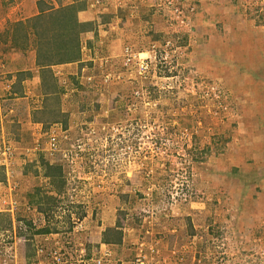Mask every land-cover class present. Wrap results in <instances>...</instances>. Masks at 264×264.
Here are the masks:
<instances>
[{
  "label": "rangeland",
  "instance_id": "1",
  "mask_svg": "<svg viewBox=\"0 0 264 264\" xmlns=\"http://www.w3.org/2000/svg\"><path fill=\"white\" fill-rule=\"evenodd\" d=\"M25 1L42 19L18 23L17 0H0V64L14 59L0 129L15 147L9 180L0 167V264H264V0H84L78 74H49L33 113V91L12 87L4 112L3 77L31 67L7 47L31 50L34 25L53 48L51 6L75 3ZM110 228L121 244L104 243Z\"/></svg>",
  "mask_w": 264,
  "mask_h": 264
},
{
  "label": "crops",
  "instance_id": "2",
  "mask_svg": "<svg viewBox=\"0 0 264 264\" xmlns=\"http://www.w3.org/2000/svg\"><path fill=\"white\" fill-rule=\"evenodd\" d=\"M73 4V3H72ZM57 7L55 6H51L53 8V10H57L59 9V5L58 4H55ZM71 5V4H70ZM36 6L33 4V6H30L27 1H23L22 0H17V6L13 8V11L14 12H17V16L19 15L18 14V11L21 13L20 14V17L16 18L15 20L19 23V22H28V21H32L34 20L35 17L37 16H40L42 15L40 12L38 11H35ZM51 10V11H53ZM85 12H83L84 14ZM16 16V17H17ZM79 17H81V14L79 15ZM11 21L13 19H10ZM24 25V24H22ZM26 25V24H25ZM27 26V25H26ZM34 28L33 26H31V29ZM35 32L36 30L33 29ZM29 37V40L32 39L34 40V33L33 35L32 34H29V36H26V38ZM13 42V41H12ZM35 46L32 48L31 47V50H30V47L26 46L25 48H18V47H13L12 43L10 46L7 47V51H5L6 53H9L11 54L12 56L14 55V58H15V55L16 56H20V53L23 55L24 59L27 60V62L29 63V65L31 66L30 69H25L24 71H27L28 74H22V76H20V79L18 78V80L16 81L15 80V77L14 75H11V72L9 71V75L8 77L7 76H4L2 80V83L3 85H5V91L7 93H9L8 95H6V100L4 102V112L5 111H9L10 110V106L9 103H10V98H14V97H18V94L15 95H11V89L13 87V91L16 90L17 93H19L21 99H24L22 98V96L24 97V95L27 96V94H31V91H33L32 93V100L28 99V98H25L26 100V103L28 108H29V111L31 113H33L35 110L38 109V106L37 103H38V99L45 96V98H48L51 96V94L48 92L47 93V86H49L50 90H54L52 85H51V81L47 79V77H49L48 75L49 74H52L54 73L56 76H58L59 74H72V76H76L78 74V71L79 69L76 70V67L78 66V64H82L79 61L77 62H73V63H67V64H56V65H52L50 67H38L37 69V64H36V61H37V50L38 49V53L40 52H43L44 51V48H42L43 44H41L39 41L38 42H35ZM41 44V46H40ZM1 48V46H0ZM16 49V50H15ZM29 49V51H27ZM47 50V49H46ZM0 53H2V50L0 49ZM28 53V54H27ZM27 55V56H26ZM18 56V57H19ZM28 58V59H27ZM20 58V60H18L19 62H22ZM13 62H14V59H12L11 57L8 58V62H4V64H0V72L4 71V70H7V67H11L13 66ZM26 63V62H25ZM28 66V65H27ZM71 69V72L69 71V73H63V70L64 72L67 70V69ZM39 70L41 72H39ZM26 73V72H25ZM37 73V74H36ZM40 73V74H39ZM53 75V76H55ZM14 84V86H13ZM42 85H43V88H42ZM45 87V88H44ZM46 91V92H44ZM24 94V95H23ZM31 96V95H30ZM36 97V98H34ZM34 98V99H33ZM16 102L18 100H15ZM24 101V100H23ZM25 102V101H24ZM40 102V101H39ZM29 104V105H28ZM36 106V108H35ZM6 108V110H5ZM11 112H13V110H11ZM7 117V116H6ZM6 118L4 117L2 111H0V121L2 122V125L4 127L7 128V124H5ZM30 124V121H28L27 125ZM39 125V123H36ZM25 125V124H23ZM26 126V125H25Z\"/></svg>",
  "mask_w": 264,
  "mask_h": 264
},
{
  "label": "trees",
  "instance_id": "3",
  "mask_svg": "<svg viewBox=\"0 0 264 264\" xmlns=\"http://www.w3.org/2000/svg\"><path fill=\"white\" fill-rule=\"evenodd\" d=\"M84 0H75V3L67 7L53 10L49 13L48 19L50 20V27L48 31L51 32L50 37L44 38L48 39V44L45 42V45L48 47L49 44L53 48L47 49L46 51L39 52L37 56V65L41 68L50 67L56 64H67L77 62L81 58V44H80V34L86 30V28L93 23H80L77 17L79 11L84 10L85 8ZM43 12V10H41ZM43 14V13H42ZM41 17H37L33 21L37 22ZM36 34L39 36L40 43L43 38V30L39 31L38 26L33 25ZM83 29V31H81ZM89 31V30H86ZM44 69V68H43ZM49 93L53 92L50 90L49 86L46 87ZM48 175L47 177L58 180L62 177V167H55L53 165H47ZM46 232V231H42ZM115 235L112 237V234ZM104 243L108 245L112 244H121L122 243V233L116 229H109L104 233Z\"/></svg>",
  "mask_w": 264,
  "mask_h": 264
},
{
  "label": "built area",
  "instance_id": "4",
  "mask_svg": "<svg viewBox=\"0 0 264 264\" xmlns=\"http://www.w3.org/2000/svg\"><path fill=\"white\" fill-rule=\"evenodd\" d=\"M127 57L125 59L127 64L136 63L138 66L139 74L144 75L148 69V62L146 60L140 59L141 53H134L133 50H131L129 47L126 49ZM37 143V142H36ZM50 145L51 150H54L57 145V139L54 136H51V139L48 143ZM36 151L41 150V146L37 143V145L34 147ZM15 158V147L11 140V138L6 135L2 129H0V167H4L6 170V174L9 180L10 177V170L12 171L13 163ZM18 185H10V188L8 190V196H5L4 198H8V210H5L9 213H14L15 210L18 209V201L14 200L13 195H15L18 192ZM6 201V200H5ZM7 203V202H6Z\"/></svg>",
  "mask_w": 264,
  "mask_h": 264
}]
</instances>
